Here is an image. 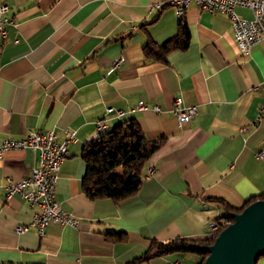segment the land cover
<instances>
[{"label": "crops", "instance_id": "crops-1", "mask_svg": "<svg viewBox=\"0 0 264 264\" xmlns=\"http://www.w3.org/2000/svg\"><path fill=\"white\" fill-rule=\"evenodd\" d=\"M5 2L13 25L0 39V141L35 129L54 130L61 139L65 130L76 131L56 199L79 224L51 225L43 236L17 231L32 209L18 195L6 198L3 186L9 177H27L37 155L6 151L0 157V264H198L200 256L180 253L133 261L152 239L208 238L210 222L225 213L211 197L240 207L264 196V41L242 54L229 17L192 4L182 17L189 46L160 62L146 58L143 46L177 32L179 19L165 0ZM236 12L253 17L248 8ZM176 98L199 105L182 125L172 112ZM141 101L146 110L136 108ZM108 107L123 114L107 113ZM127 119L148 139L165 141L147 160L136 194L90 199L82 190L83 147ZM109 232L125 239L114 241Z\"/></svg>", "mask_w": 264, "mask_h": 264}, {"label": "built area", "instance_id": "built-area-1", "mask_svg": "<svg viewBox=\"0 0 264 264\" xmlns=\"http://www.w3.org/2000/svg\"><path fill=\"white\" fill-rule=\"evenodd\" d=\"M165 4L174 8L177 18H182L192 4L202 12L228 16L234 40L242 54H250L254 46L264 41V18L259 15L264 14V0H165ZM237 7L250 9L253 17L248 19L240 16L236 12ZM9 11L10 7L5 0H0V39L7 38V26L13 25V20L8 16ZM123 61L122 56L113 63L112 69L118 68ZM136 108L146 110L147 106L141 101ZM153 109L161 111L159 106H154ZM198 110L199 105H186L182 98H176L172 107V112L180 125L189 122ZM106 112L123 114L122 110L113 107L106 108ZM263 115L264 104L260 107L259 119ZM97 125L100 128L104 127V119H100ZM76 140L75 130H65L64 139H61L54 130L35 129L29 130L20 137H8L0 141V157L6 151L13 149H31L37 155V165L27 177L20 180L9 177L3 186L6 198L18 195L32 209L29 223L18 226L17 231L33 229L39 236H43L51 225L78 226L79 220L65 211L56 199L57 182L62 164L67 157L68 143ZM258 155L262 156V152H258ZM154 173V167L148 169V175ZM231 222L230 219H223L221 222L211 221L209 224L211 235L216 229L227 226ZM171 264H181V262L176 261Z\"/></svg>", "mask_w": 264, "mask_h": 264}, {"label": "trees", "instance_id": "trees-1", "mask_svg": "<svg viewBox=\"0 0 264 264\" xmlns=\"http://www.w3.org/2000/svg\"><path fill=\"white\" fill-rule=\"evenodd\" d=\"M177 32L157 44L148 40L143 46L146 58L167 62L169 53L185 50L190 43V30L183 18H178ZM165 137L148 139L135 119H127L113 129L100 134L83 147L82 158L86 171L82 180V190L90 199L110 198L120 201L133 196L142 184V171L151 155L164 143ZM264 196L255 195L248 198L242 206L236 207L221 197H211L210 200L225 208V213L215 218L217 222L230 219L234 212H241L250 203ZM214 232L205 239L173 238L168 241L152 239L145 253L133 262L149 260L153 257L172 253H192L201 257L202 264L208 253L203 246L214 242L217 235L225 228ZM112 240H124L125 233L109 232Z\"/></svg>", "mask_w": 264, "mask_h": 264}, {"label": "water", "instance_id": "water-1", "mask_svg": "<svg viewBox=\"0 0 264 264\" xmlns=\"http://www.w3.org/2000/svg\"><path fill=\"white\" fill-rule=\"evenodd\" d=\"M228 224L210 245L202 264H257L264 255V198L231 214Z\"/></svg>", "mask_w": 264, "mask_h": 264}, {"label": "rangeland", "instance_id": "rangeland-1", "mask_svg": "<svg viewBox=\"0 0 264 264\" xmlns=\"http://www.w3.org/2000/svg\"><path fill=\"white\" fill-rule=\"evenodd\" d=\"M185 255H191V256H194V257H196V258H197V255H196V254L187 253V254H185ZM190 264H193V263H190Z\"/></svg>", "mask_w": 264, "mask_h": 264}, {"label": "bare ground", "instance_id": "bare-ground-1", "mask_svg": "<svg viewBox=\"0 0 264 264\" xmlns=\"http://www.w3.org/2000/svg\"><path fill=\"white\" fill-rule=\"evenodd\" d=\"M261 17H263L264 18V14H259ZM221 228V227H220ZM220 228L219 229H216L215 230V232H217L218 230H220ZM215 235V234H214Z\"/></svg>", "mask_w": 264, "mask_h": 264}]
</instances>
